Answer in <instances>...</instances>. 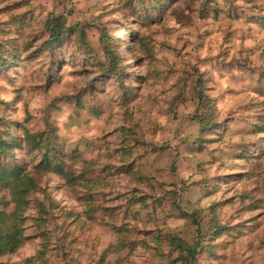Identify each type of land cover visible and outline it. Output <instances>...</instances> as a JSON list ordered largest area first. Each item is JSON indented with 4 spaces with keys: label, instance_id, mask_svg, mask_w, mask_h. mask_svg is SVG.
I'll use <instances>...</instances> for the list:
<instances>
[{
    "label": "clouds",
    "instance_id": "obj_1",
    "mask_svg": "<svg viewBox=\"0 0 264 264\" xmlns=\"http://www.w3.org/2000/svg\"><path fill=\"white\" fill-rule=\"evenodd\" d=\"M20 2L0 0V142L105 183L44 213L0 189V264H264V0Z\"/></svg>",
    "mask_w": 264,
    "mask_h": 264
},
{
    "label": "rangeland",
    "instance_id": "obj_2",
    "mask_svg": "<svg viewBox=\"0 0 264 264\" xmlns=\"http://www.w3.org/2000/svg\"><path fill=\"white\" fill-rule=\"evenodd\" d=\"M29 0H21L20 3L14 4L9 7L8 11H13L15 9L23 8L26 4H28ZM131 2V0H130ZM173 3L177 2V0H172ZM216 4V0H205L204 5L202 6L201 10V17H204L206 14L213 15L214 18L219 17L220 9L219 7L213 8L212 5ZM154 10V9H153ZM163 11H167L166 8L162 9ZM134 13H147V9H133ZM31 15V11L24 12L21 14L22 17H28ZM17 21L20 20L18 17H14ZM261 23H264V21H261ZM73 35H75V32H73ZM42 51V50H40ZM37 55V54H34ZM6 64V61L0 57V70L4 68ZM113 71H117V68ZM211 127V125H209ZM3 143V142H2ZM5 144V143H3ZM20 144L18 141L14 140V144L12 146L7 143L4 146L5 152L1 151L0 154V169H9L13 170L15 167L18 168L23 174H25L26 178L24 179V185L20 187L26 188V194L24 195L22 200H19L21 203L24 204L25 207L28 206V204H34L36 205L41 213H44V207L41 202V196L44 195H52L53 193H59L61 191L65 192L69 195H75L77 193V189L82 184H100L105 183V180L102 178H99L96 176V173L94 170H89L87 175H82L79 178L74 176L72 169L75 166V161L78 159V154H69L68 152H64L61 154V156H57V154H53L50 158L44 159L40 161L39 163H36L37 157H32L33 162V172L36 173L35 176L31 175L27 171V165L22 161H17V158L14 154V149L19 148ZM54 167H58L59 170L62 171V175L58 174ZM131 171V167H128L127 169H121V171ZM225 179H235V176L232 177H226ZM51 188L52 192H47L46 190ZM85 201L89 203H96L98 207H102V205L95 200V198L91 196H86L83 198ZM136 203H144L146 204L145 199H136L135 197L131 200H129V207L125 214V219L128 218L129 215L132 216V218H136L138 213H133L131 206ZM7 208L8 205H5ZM164 207L163 203L160 200H154L153 201V213H159L160 209ZM96 209H93L95 211ZM105 215L99 219V223L103 225H108L109 220H115L117 217V214L120 212L119 208L113 209L109 212V210L104 209ZM46 214V213H45ZM185 214H187L185 212ZM93 218L90 214V219ZM45 221L41 220L40 223H44ZM114 227V225H112ZM121 231H124V229H121ZM183 259V257H181ZM193 261L196 259V255L194 253V257L192 258ZM101 264H103V258L101 260ZM173 264H176V261H173ZM187 264V262H185Z\"/></svg>",
    "mask_w": 264,
    "mask_h": 264
},
{
    "label": "trees",
    "instance_id": "obj_3",
    "mask_svg": "<svg viewBox=\"0 0 264 264\" xmlns=\"http://www.w3.org/2000/svg\"><path fill=\"white\" fill-rule=\"evenodd\" d=\"M50 25H54L57 30L62 29L63 27V20L62 19H56L53 21H49ZM57 42H59L57 40ZM116 69V66H114L113 70ZM14 144V140H12L11 143H9L10 146ZM6 144H3L0 142V154L2 153L1 151L5 152L4 146ZM33 150H38L40 149L39 144H33L32 145ZM53 154H55V150L52 148L51 142H49L48 146V151L47 153L44 154L43 158L48 159L50 158ZM55 171L58 174H63L61 170H59L58 167H54ZM26 178L25 174H23L18 168H14L13 170L9 169H0V189L3 188H8V187H14L16 190V195L18 196L19 200H22L24 195L26 194V188L20 189L22 185H24V179ZM185 214V213H184ZM3 213H0V216H2ZM187 215V214H185ZM193 220H195V217H193ZM194 250H189V256L194 257Z\"/></svg>",
    "mask_w": 264,
    "mask_h": 264
}]
</instances>
